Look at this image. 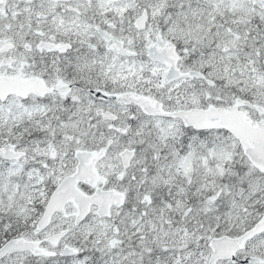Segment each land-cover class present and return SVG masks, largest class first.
Masks as SVG:
<instances>
[{"label": "snow or ice", "instance_id": "snow-or-ice-1", "mask_svg": "<svg viewBox=\"0 0 264 264\" xmlns=\"http://www.w3.org/2000/svg\"><path fill=\"white\" fill-rule=\"evenodd\" d=\"M0 264H264V0H0Z\"/></svg>", "mask_w": 264, "mask_h": 264}]
</instances>
